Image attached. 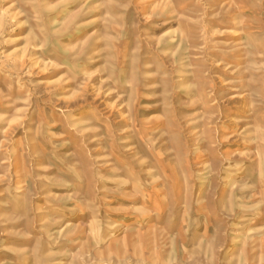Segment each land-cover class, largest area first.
Returning a JSON list of instances; mask_svg holds the SVG:
<instances>
[{
	"label": "rangeland",
	"instance_id": "374dc122",
	"mask_svg": "<svg viewBox=\"0 0 264 264\" xmlns=\"http://www.w3.org/2000/svg\"><path fill=\"white\" fill-rule=\"evenodd\" d=\"M0 264H264V0H0Z\"/></svg>",
	"mask_w": 264,
	"mask_h": 264
}]
</instances>
